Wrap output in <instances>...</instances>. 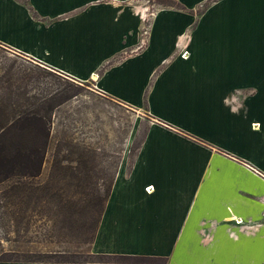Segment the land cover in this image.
Returning a JSON list of instances; mask_svg holds the SVG:
<instances>
[{
    "label": "crops",
    "instance_id": "1",
    "mask_svg": "<svg viewBox=\"0 0 264 264\" xmlns=\"http://www.w3.org/2000/svg\"><path fill=\"white\" fill-rule=\"evenodd\" d=\"M205 1L0 0L1 44L150 117L93 255L264 264V0Z\"/></svg>",
    "mask_w": 264,
    "mask_h": 264
},
{
    "label": "trees",
    "instance_id": "2",
    "mask_svg": "<svg viewBox=\"0 0 264 264\" xmlns=\"http://www.w3.org/2000/svg\"><path fill=\"white\" fill-rule=\"evenodd\" d=\"M216 1L206 0L198 14ZM163 7L186 11L176 1ZM87 87L0 43V263L165 264L164 259L156 257L90 252L92 260L81 261L64 257L62 251L26 252L22 249L32 242L27 236L32 230L39 231L42 241H51L50 233L56 228L52 229L48 223L65 214L71 215V209L77 207H96L97 216L87 233L86 244L90 247L94 241L126 149L127 136L121 138L120 147L114 150L117 156L112 162L103 147L108 140L99 134L100 127L94 130L95 142H87L86 115L89 112L96 115V108L85 101L79 107L71 106L82 91L90 94ZM148 119L150 122L149 116ZM148 129L149 123L129 149L128 170ZM46 164L48 172L42 177ZM83 184L93 186L92 196L73 200L71 190ZM11 240L16 245L23 241L25 245L16 246L18 250L5 251L3 244ZM53 257L60 258L53 261Z\"/></svg>",
    "mask_w": 264,
    "mask_h": 264
},
{
    "label": "rangeland",
    "instance_id": "3",
    "mask_svg": "<svg viewBox=\"0 0 264 264\" xmlns=\"http://www.w3.org/2000/svg\"><path fill=\"white\" fill-rule=\"evenodd\" d=\"M135 6L141 7V15L144 18L143 20V31L145 32L149 26V21L151 15L158 9L164 8L163 6H168L170 2H177V0H130ZM168 8V7H167ZM201 8H197L196 13L199 12ZM116 61V60H115ZM114 62V61H113ZM83 84V83H82ZM87 84V89L90 94L86 91H82L81 95L73 99L71 104L72 107H79L81 103L88 102L87 105H93L96 110V115L93 113H88L87 118V137L88 143L95 142L94 130L96 126L101 128L99 134H103L108 140L107 145L103 147L107 150L108 154L111 156L109 159L112 162L113 158L117 156L114 150L118 149L121 138L125 135L127 136L126 149L129 153V149L134 142H137L145 127L149 123L148 115L144 110H134L133 108H127L116 101L111 99H106L104 96L99 95L98 91L95 90L92 82L84 83ZM97 116L98 120H95ZM94 122V124H93ZM127 132V133H126ZM127 134V135H126ZM130 145V146H129ZM125 153V152H124ZM128 162H129V156ZM48 172V166L43 169L42 177H45ZM86 184V183H85ZM82 186L76 187L71 190V197L73 200H81L83 196L89 197L92 196V187ZM100 185V183H99ZM73 213L71 215L60 216L56 220H52L48 225L55 230L50 233L51 241H42V237L39 235V231L28 232L27 236L32 238V242L26 248H22L23 251L29 252H49L50 250L62 251L65 252L64 257L72 258L73 260H92V257L89 255L90 247L86 244L89 234L88 231L92 228L93 219L97 216L96 207L89 206L87 207H77L75 210L71 209ZM264 221V219L262 220ZM40 223V222H39ZM41 224V223H40ZM237 227L238 231L229 232L230 236L236 240H241L246 238V230H243L240 226L242 224L234 223L231 224ZM239 227V228H238ZM243 227V226H242ZM84 231V233H83ZM25 245V242L21 241L20 244H14L11 240L10 242H5L3 244L4 250H18L16 246ZM146 257V256H142ZM51 260H57L55 258ZM163 259V258H162ZM165 260V259H164ZM0 264H55V263H0ZM166 264V260H165Z\"/></svg>",
    "mask_w": 264,
    "mask_h": 264
},
{
    "label": "built area",
    "instance_id": "4",
    "mask_svg": "<svg viewBox=\"0 0 264 264\" xmlns=\"http://www.w3.org/2000/svg\"><path fill=\"white\" fill-rule=\"evenodd\" d=\"M148 189V188H147Z\"/></svg>",
    "mask_w": 264,
    "mask_h": 264
}]
</instances>
